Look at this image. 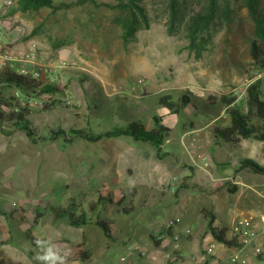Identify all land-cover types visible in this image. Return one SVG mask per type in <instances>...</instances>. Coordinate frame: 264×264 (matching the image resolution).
I'll return each mask as SVG.
<instances>
[{"label": "rangeland", "instance_id": "obj_1", "mask_svg": "<svg viewBox=\"0 0 264 264\" xmlns=\"http://www.w3.org/2000/svg\"><path fill=\"white\" fill-rule=\"evenodd\" d=\"M77 1L82 0L54 4ZM127 1L84 0L24 13L13 0L8 10L13 45L31 47V61L44 64L26 70L40 73V84L56 77L64 92L51 98L61 102L50 111L31 102L29 118L41 135L48 127L101 133L135 121L147 131H155L158 121L168 131L160 147L128 137L34 144L20 132H0V243L5 241L0 264H61L41 257L76 243L90 249V261L62 264H140L146 259L141 250L151 249L155 234L170 220H178L179 231L205 221L198 230L205 235L210 194L194 186L184 161L188 154L181 151L229 123L222 97L234 99L230 107L245 115L246 88L259 80L264 98V71L251 64L249 53L254 23L242 1L232 2V23L212 30L196 51L189 48L183 23L169 27L167 0H142L148 24L124 41L114 6ZM205 1L186 0L183 16ZM7 67L13 69L5 64L0 71ZM246 121L262 130L253 113ZM244 180L264 192L262 174ZM105 192L111 201L98 202ZM69 198L90 221L103 222L109 236L93 223L73 228L57 219L52 208L65 206ZM31 237L40 240L37 246ZM249 259L264 264V256Z\"/></svg>", "mask_w": 264, "mask_h": 264}, {"label": "trees", "instance_id": "obj_2", "mask_svg": "<svg viewBox=\"0 0 264 264\" xmlns=\"http://www.w3.org/2000/svg\"><path fill=\"white\" fill-rule=\"evenodd\" d=\"M77 1V2H83ZM242 1L248 11L251 20L254 23V38L250 43V60L256 68L264 71V0H206L202 7L187 16H183L184 9L187 5L186 0H167L166 9L169 19V27L175 28L179 23H183L189 48L199 51L207 43V37L212 30H218L223 26H229L232 23L234 10L231 7L232 2ZM75 2V3H77ZM142 0H128L126 3L120 2L114 9L120 11L116 17V23L122 29V38L127 41L142 27L147 26V15L145 9L141 6ZM17 9L21 12L39 11L42 8L53 10L69 7L75 3L54 4V0H16ZM206 34V38L202 35ZM48 95L49 99L43 100L42 96ZM64 92L58 87L57 83L40 84L32 76L18 75L10 68H4L0 71V132L6 136L14 132H20L31 143L50 142L61 140L64 144L71 143L74 139H81L88 142H98L105 138L128 137L143 143H151L155 147L162 144L164 133L168 131L163 125L156 121L155 131L144 129L140 121H135L125 127H114L110 130L93 133L84 128L64 129L56 126L48 127L46 135L40 134V128L34 125L29 118V106L33 100L40 102L43 110L50 111L55 108L56 103L60 100L51 99L55 96H63ZM226 104L225 112L229 115L230 124L219 131L220 137H229L233 135L242 138L253 137L256 140L264 142V98L261 92V83L255 80L250 83L245 92V109L244 115L238 108L230 107L234 99L222 97ZM253 113L262 121V130L258 132L254 127L247 124V114ZM244 165H248L253 170L264 175V168L256 163L246 160ZM101 195L100 201H111L109 193ZM120 204V202H119ZM53 209L57 219L65 220V223L73 228H79L93 223L98 226L106 236L109 231L106 225L99 221H90L84 212H78L77 203L73 198H69L65 206H58ZM209 219L206 229L214 239L224 242L217 235L213 228V216L207 213ZM3 241L0 244H4ZM40 240L31 237V243L35 247ZM225 245H229L225 242ZM53 254L60 257L58 261L62 262H81L87 263L91 259V251L85 248L83 243L73 244L65 251H53ZM32 256V255H31ZM261 256H257L260 258Z\"/></svg>", "mask_w": 264, "mask_h": 264}, {"label": "crops", "instance_id": "obj_3", "mask_svg": "<svg viewBox=\"0 0 264 264\" xmlns=\"http://www.w3.org/2000/svg\"><path fill=\"white\" fill-rule=\"evenodd\" d=\"M13 38L12 33L6 31L4 40L7 46L10 47L8 54L11 56L27 54L28 56L21 61L8 62L13 71L30 69L31 67L41 68L44 65L31 61L32 48L22 43L13 45ZM67 78H70V76H67ZM56 79V77L50 76V83L52 80L54 83H60V81L55 82ZM229 124L230 120L227 125L221 127L218 131L226 128ZM188 147H192L194 150L189 151V148L183 147L181 152L188 154L184 157L185 165L189 166L187 167L188 171L193 172L194 186L204 189L202 190L204 193L210 194L209 200L205 204L206 207H204L213 216L212 226L224 242L215 240L207 229L205 235L202 236L203 238L200 237L198 230L205 221L194 222L189 226L192 237L183 238L180 241L181 257L179 264H198L201 254H203V247L210 239L216 243L214 259L221 260L226 257L229 249L236 245L231 232L234 221L249 216L253 217L249 221V226L260 237L264 236V192L244 180L245 176L260 175L262 173L243 164V161L246 160L254 162L250 157H255L257 159L255 163L264 168V142L253 137L242 138L237 135L220 137L216 132L214 137L209 139L198 138L192 143V146ZM186 223L189 225L188 221ZM225 242H228L229 245H225ZM245 253L248 258L253 260L252 246L248 247ZM250 262L252 264V261ZM140 264H148V260H141Z\"/></svg>", "mask_w": 264, "mask_h": 264}, {"label": "built area", "instance_id": "obj_4", "mask_svg": "<svg viewBox=\"0 0 264 264\" xmlns=\"http://www.w3.org/2000/svg\"><path fill=\"white\" fill-rule=\"evenodd\" d=\"M14 6L13 0H0V66L12 61H21L23 55H9L8 46L5 43V33L9 28L10 17L7 16L8 10ZM18 75L32 76L38 78L37 71L17 69ZM40 104V102H38ZM253 217L240 218L234 221L231 232L236 245L229 249L224 259H214L216 243L209 240L203 247V254L198 264H251L245 251L252 246L254 257L264 256V236H261L249 226V221ZM178 220H170L165 227L157 232L153 238L152 246L149 251L141 250V255L148 260V264H179L180 262V241L182 236L190 233L189 229L179 231Z\"/></svg>", "mask_w": 264, "mask_h": 264}, {"label": "clouds", "instance_id": "obj_5", "mask_svg": "<svg viewBox=\"0 0 264 264\" xmlns=\"http://www.w3.org/2000/svg\"><path fill=\"white\" fill-rule=\"evenodd\" d=\"M41 259L55 261V260H58V259H61V258L56 256L55 254H53L51 252V250H49L48 253L45 256L41 257ZM61 264H62V261H61Z\"/></svg>", "mask_w": 264, "mask_h": 264}]
</instances>
